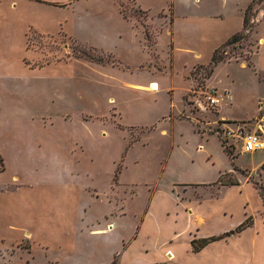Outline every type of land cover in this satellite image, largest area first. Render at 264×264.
<instances>
[{
	"label": "rangeland",
	"instance_id": "374dc122",
	"mask_svg": "<svg viewBox=\"0 0 264 264\" xmlns=\"http://www.w3.org/2000/svg\"><path fill=\"white\" fill-rule=\"evenodd\" d=\"M117 1L121 13L148 35L150 44L156 35V50L154 45L149 47L155 56L156 51L159 54L157 58L138 49L134 54L123 53L124 63L157 58L166 83L176 87L173 95L156 93L159 88L149 93L129 90L126 80L133 76L144 79L146 70L124 63L118 66L113 54L82 47L64 33L42 35L31 29L26 37L25 19L33 15L35 7L0 0V151L5 162V170L0 172V206L8 211V223L0 228L5 239L3 244L0 241V264H110L108 249L114 247L118 234L93 236L87 224H92L104 207L97 200L100 197L91 194L102 197L118 177L122 191L127 184H135L133 191L141 197V208L149 188L144 183L169 189L174 180L190 178L193 170L199 169L209 178L216 176L218 169H228L231 172L223 175L224 182L240 177L264 188L263 167L255 168L264 159V149L244 152L241 140L231 150L233 159L222 150L220 136L223 124L233 129L242 126L247 133L261 116L264 47L253 60L251 56L264 39V0H201L196 7L187 4L190 0H146L148 12L135 0ZM246 10L252 22L250 30L244 39L219 46L217 56L224 60L209 75L207 65L214 45L227 34L242 30ZM172 13L181 32H186L185 16L205 14L200 24L206 31L216 32V39L201 46L197 38L189 39L199 55L175 51V46L172 50L173 37L167 31ZM165 15L168 21L161 24ZM25 42L28 49L41 55V64L81 58L75 86L86 93V100L74 97V80L64 81V73L26 65L24 58L33 62L34 53L25 50ZM185 80L189 89L182 99ZM208 88L229 90L231 101L206 110L198 108L196 100ZM58 92L66 99L58 98ZM113 107L118 108L121 123L150 122L152 128L117 127V118L99 116ZM80 108L98 115L83 117L75 111ZM162 110H171L173 121L158 122ZM221 117L228 123H221L225 121ZM14 174H19L18 181ZM86 201V219L81 220L80 212L74 217L76 202L83 206ZM141 208L134 209L140 212ZM74 221L77 228L70 239L53 230L58 222ZM25 224L35 232L34 239L30 230L19 239L22 232L18 226Z\"/></svg>",
	"mask_w": 264,
	"mask_h": 264
},
{
	"label": "crops",
	"instance_id": "0c3cea01",
	"mask_svg": "<svg viewBox=\"0 0 264 264\" xmlns=\"http://www.w3.org/2000/svg\"><path fill=\"white\" fill-rule=\"evenodd\" d=\"M9 1L14 6L35 7L33 15L25 19L24 33L26 37L31 29L42 35L64 33L81 44L82 47L113 54L117 64H120L118 66L126 61V58L123 57L125 53L134 54L138 49L142 51L146 49L154 57H159L157 51L155 52L157 56H155L150 48L154 45L153 49L156 50V35L155 41L150 44L145 33L121 13L117 0ZM135 2L141 10L148 12L147 7L144 6L146 0H135ZM200 3L201 0H190L187 4L196 7ZM40 10L43 13L39 12ZM212 15L216 17V14ZM163 17L161 24L167 22V18H169L166 15ZM171 17L170 28L167 31L173 37L172 50L175 46V51H196L195 54L199 55V51L192 46L195 44L190 43L189 39L197 38L196 42H198L197 44L200 43L199 46H201L217 37L216 32L206 31L200 24L206 19L205 14L185 16L183 25L186 26V32L184 30L181 32L176 27L178 19L174 20L173 13ZM196 25H199L200 29L196 30ZM233 34L229 33L225 39L217 42L214 45L215 49L225 43ZM261 42L262 46L253 52L252 60L255 55L263 50L264 39H261ZM24 46L26 51L29 50L34 53V57H31L33 62H28L27 57L24 58L26 65L39 70L52 68L57 71L58 75L64 73V81L74 80V97L79 101L84 97L86 100V93L77 91L75 86V83L77 85L79 81L76 67L83 63L81 58L46 61L41 64V55L35 50L28 49L26 42ZM157 58L153 61L144 58L134 64L124 63L132 69L139 68L147 72L144 79H137L133 76L130 80H126L129 90L149 93L151 84L156 83L157 89L159 88L156 93L165 91L167 94L173 95L176 87L166 83L165 77L158 67ZM115 66L108 65L112 68ZM132 75L129 73V76ZM118 81L120 82V79ZM182 89L181 98L183 99L187 89H189L186 80ZM56 96L60 99H66V95L61 92H58ZM75 111L80 112L83 117H88L89 113L98 115L87 111L86 108ZM109 112H101L99 116L112 115L115 119L117 118V127L125 126L142 131L144 129L149 130L153 126H150V122L140 121L123 124L119 121L120 112H118L117 107H113ZM157 115L158 122L173 121L175 117L171 110H162ZM93 117L102 119L97 116ZM103 120L108 121L104 118ZM221 120L228 121L224 117H221ZM109 122L114 126L116 125L114 122ZM259 126L264 129V119L260 122L256 119L251 130H258ZM162 131L163 133L166 132V130ZM262 139L264 141V131L262 132ZM259 166H262V171H264V159L255 168ZM193 171L195 173L192 177L174 180L169 189L158 188L157 183H154L152 187L151 184L144 183V186L149 188L143 208H141V197H138L133 191L135 184H127L128 186L123 187L122 191L119 177L118 182L112 184L111 190L107 193L104 192L102 197L100 193L91 194L94 197H100L97 200L104 207L103 211L94 217V222L90 225L87 224L90 226V235L103 237L113 235L114 237L118 234L114 247L108 249L110 264H264V188L263 190H261L262 188L258 189L253 182L240 177L234 179L236 180L235 184L221 182L223 175L231 172L228 169H218L213 178H209L203 170ZM259 176L262 177V174ZM13 177L17 181L20 179L19 174H14ZM135 207L141 208V211H136ZM72 212L74 217L78 216L80 212L81 220H85L88 216L87 201L83 206L77 205L76 202ZM7 214L8 211H4L0 206V228L8 223ZM247 218L252 220L249 226L240 232L225 236L227 232L236 229ZM76 225L75 221L70 224L58 222L57 225L53 226V230L58 232L59 236L69 238L72 231L76 230ZM18 228L22 232L19 239L23 234L26 235V231L29 230L32 232L33 239L35 238V232L28 225H21ZM210 237L220 238L208 242L199 250H194L193 240ZM0 241L2 244L5 242L2 234H0Z\"/></svg>",
	"mask_w": 264,
	"mask_h": 264
},
{
	"label": "built area",
	"instance_id": "2783aa9c",
	"mask_svg": "<svg viewBox=\"0 0 264 264\" xmlns=\"http://www.w3.org/2000/svg\"><path fill=\"white\" fill-rule=\"evenodd\" d=\"M202 95L203 96L201 98L196 100V105L198 108L204 110L209 109L210 107H217L223 102L229 103L232 98L229 90H220L217 88H208L202 91ZM259 114H261V116L257 119V121L260 122L264 119V101H261L259 104ZM222 123L228 122L224 121ZM263 131V127L259 126L258 130H249V132L245 133L242 126H238L236 129H233L223 124L220 128V136L229 149L235 150L238 142L242 140V151L253 152L259 149H264V141L262 139ZM229 143L231 144L229 145Z\"/></svg>",
	"mask_w": 264,
	"mask_h": 264
},
{
	"label": "trees",
	"instance_id": "16d2710c",
	"mask_svg": "<svg viewBox=\"0 0 264 264\" xmlns=\"http://www.w3.org/2000/svg\"><path fill=\"white\" fill-rule=\"evenodd\" d=\"M122 12V11H121ZM125 16V15H124ZM251 19L250 17L247 15V10L245 11L244 14V18H243V28L241 31H238L236 33H234L233 35H231L223 45H228L230 43L236 42L238 40L244 39L246 37V33L250 30L251 25ZM147 40H149L148 35L146 34ZM94 49V48H92ZM219 47L217 49L214 50L210 61L208 62L207 68H208V73L209 75H211L214 72L215 67L224 60L223 56H217V51H218ZM95 50V49H94ZM224 122V121H222ZM226 122V121H225ZM221 145L223 147V150L230 155L233 159L235 158V156L233 155L232 151L233 149L229 150V147H227V145L225 144L224 141H221ZM5 170V162H4V158L0 152V172ZM221 182L224 183V181L221 179ZM230 184H235L236 180H232L231 182H229ZM251 219L247 218L244 222H242L239 226L236 227V229L229 231L225 234V236H229L231 234L237 233L242 231L243 229H245L247 226H249L251 224ZM217 238L220 237H210V238H206V239H200V240H193L192 241V245L194 247V250H199L202 246H204L205 244H207L208 242L215 240Z\"/></svg>",
	"mask_w": 264,
	"mask_h": 264
},
{
	"label": "bare ground",
	"instance_id": "6f19581e",
	"mask_svg": "<svg viewBox=\"0 0 264 264\" xmlns=\"http://www.w3.org/2000/svg\"><path fill=\"white\" fill-rule=\"evenodd\" d=\"M157 87H158V85H157L156 83H152L151 86H150V88H151L152 90H156Z\"/></svg>",
	"mask_w": 264,
	"mask_h": 264
}]
</instances>
